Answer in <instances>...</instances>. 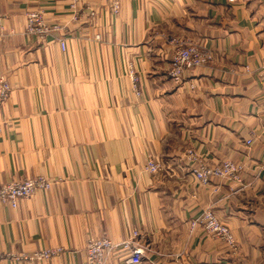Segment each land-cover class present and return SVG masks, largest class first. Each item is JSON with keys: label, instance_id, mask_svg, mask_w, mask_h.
<instances>
[{"label": "crops", "instance_id": "0c3cea01", "mask_svg": "<svg viewBox=\"0 0 264 264\" xmlns=\"http://www.w3.org/2000/svg\"><path fill=\"white\" fill-rule=\"evenodd\" d=\"M69 1L0 0V72L12 85L0 183L55 180L16 207L0 202V264H87L88 239L122 241L134 230L146 248L138 264H264V0H121L117 14L109 0H86L77 19ZM36 10L60 30L26 33ZM172 37L214 55L178 86L168 76ZM190 148L211 164L243 163V183L200 185ZM149 157L175 175L146 173ZM207 209L236 249L200 227L190 232ZM57 247L50 259L13 258ZM126 255L106 264H126Z\"/></svg>", "mask_w": 264, "mask_h": 264}, {"label": "built area", "instance_id": "2783aa9c", "mask_svg": "<svg viewBox=\"0 0 264 264\" xmlns=\"http://www.w3.org/2000/svg\"><path fill=\"white\" fill-rule=\"evenodd\" d=\"M109 1L111 9L117 14L121 8V0ZM228 1L233 3L237 0ZM86 5V0L69 1V8L73 12L74 19L78 18L80 11L84 9ZM91 14H94V12H91ZM2 23L3 16L0 14V27H2ZM59 30L60 26L58 24H50L46 21L43 10L31 11L27 14L25 26L26 33L35 34L41 39H44ZM97 38L100 39L101 36L98 35ZM169 42L173 47V53L168 76L177 86L183 83L186 71L206 66L214 60L213 52L210 49L204 48L190 39L172 37L169 39ZM59 43L61 49L66 50L67 39L59 38ZM130 75L134 87L138 89L140 80L135 75L133 69H131ZM260 77L264 83V63L260 68ZM11 91V83L8 78L0 72V131L3 109L11 95ZM136 91L138 94L140 93V91ZM246 142L247 144H251L252 140L249 139ZM186 155L189 161L193 163V167L189 170V174H191L202 186H208L215 178L233 182L235 185L243 183V172L245 169L243 163L223 160L219 164H211L203 157L199 156L193 149H189ZM147 168L154 173H159L162 170L174 173L176 170L175 167L170 166V164L166 162L162 164L155 161H149ZM51 186V181L45 176H34L0 183V202L16 207L19 199L31 198L37 191L48 190ZM197 227H200L208 235L225 241L228 245L233 244V235L230 228L223 225L211 210H205L201 215L190 222L191 232ZM143 243L144 236L139 230H135L129 237L122 241H114L106 236L91 237L86 244L87 264H106L110 255H120L122 253L127 254L124 259L126 264L141 263L142 256L146 253V248ZM62 252L63 248H48L34 251L33 253L14 255L13 258L17 261L34 262L50 259ZM1 258L2 254L0 253V259ZM182 264H192V262L187 258Z\"/></svg>", "mask_w": 264, "mask_h": 264}, {"label": "rangeland", "instance_id": "374dc122", "mask_svg": "<svg viewBox=\"0 0 264 264\" xmlns=\"http://www.w3.org/2000/svg\"><path fill=\"white\" fill-rule=\"evenodd\" d=\"M211 63V62H210ZM190 149H192V148H190ZM189 150V149H188ZM187 150V151H188ZM187 153V152H186ZM225 160H231V159H225ZM149 161H155V162H158V163H162L163 164V162H165L163 159H161V158H155V157H149L148 159H147V161H146V163H145V165H144V171L146 172V173H148V174H150V175H153V176H159V175H165V176H173V175H175V173H176V171L174 172V173H169L168 171H166V170H162V171H160L159 173H154V172H152V171H150L148 168H147V166H148V163H149ZM223 161V160H222ZM222 161H219V162H217L216 164H219L220 162H222ZM233 161V160H232ZM174 167V166H173ZM193 177V176H192ZM47 179H49L50 181H51V183H52V185L54 184V182H55V180H53V179H51V178H49V177H46ZM195 179V178H194ZM196 180V179H195ZM197 181V180H196ZM198 182V181H197ZM199 183V182H198ZM52 187V186H51ZM207 210H211V209H207ZM211 211H213V210H211ZM214 213V212H213ZM215 214V213H214ZM216 215V214H215ZM219 219V218H218ZM192 221V220H191ZM221 222V221H220ZM222 223V222H221ZM223 224V223H222ZM223 225H225V224H223ZM226 226V225H225ZM229 228V227H228ZM231 230V229H230ZM135 231V230H134ZM134 231H132L131 232V234L134 232ZM195 231V230H194ZM203 231V230H202ZM191 232V231H190ZM193 232V231H192ZM191 232V233H192ZM203 233H205L204 231H203ZM231 233H232V231H231ZM130 234V235H131ZM206 235H208L207 233H205ZM232 235H233V233H232ZM209 236H211V235H209ZM106 237H108V236H106ZM211 237H213V236H211ZM109 238V237H108ZM214 238V237H213ZM111 239V238H110ZM214 239H216V238H214ZM219 240H221V239H219ZM223 241V240H222ZM224 243H225V241H223ZM231 247H233L234 249H236V240H235V237H234V235H233V244L231 245ZM107 261H108V259H107ZM183 261H185V259H182V261L181 262H183ZM107 263V262H106Z\"/></svg>", "mask_w": 264, "mask_h": 264}]
</instances>
